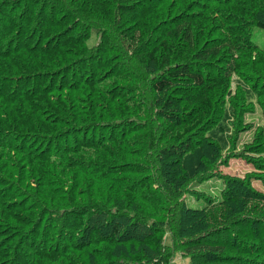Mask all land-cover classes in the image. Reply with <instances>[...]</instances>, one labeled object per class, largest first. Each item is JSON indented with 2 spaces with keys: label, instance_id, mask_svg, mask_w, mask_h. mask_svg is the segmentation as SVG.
<instances>
[{
  "label": "trees",
  "instance_id": "1",
  "mask_svg": "<svg viewBox=\"0 0 264 264\" xmlns=\"http://www.w3.org/2000/svg\"><path fill=\"white\" fill-rule=\"evenodd\" d=\"M2 1L22 11L0 54V215L23 213L18 226L40 240L35 259L168 264L175 245L192 264L230 261L241 248L219 242L228 225L264 218V194L252 208L251 188L218 173L242 133L254 131L245 159L264 178V128L245 120L255 105L264 117V50L253 39L264 30V0H184L192 15L168 23L165 3L154 0ZM97 22L123 50L107 51L116 60L104 72L93 67L104 52L82 54L95 50L88 39ZM122 58L138 76L126 79ZM215 177L227 178L221 201L185 208L182 195ZM62 241L72 252L57 254ZM252 248L264 257V244Z\"/></svg>",
  "mask_w": 264,
  "mask_h": 264
},
{
  "label": "rangeland",
  "instance_id": "2",
  "mask_svg": "<svg viewBox=\"0 0 264 264\" xmlns=\"http://www.w3.org/2000/svg\"><path fill=\"white\" fill-rule=\"evenodd\" d=\"M183 1L184 0H154L155 3H158L161 9L163 8V5H164L163 2L165 3L164 7L166 8V12L168 13L166 17L167 23L173 18V16L174 18H177L179 15L180 18H182L185 15H192L189 9L185 7L186 1L185 3ZM5 2L7 1L0 0V54H2V52L7 47L6 42H9V35L11 34L10 31L12 29L9 30L7 34H5L4 32L7 30L6 29L7 26L11 27L9 23L11 21L16 22L17 19L19 18V14L22 11V10H19L16 13L12 12L11 4L8 3L9 1L7 2V4H5ZM196 2H197L196 4H199V2H202V1L197 0ZM159 7L157 8L158 10H160ZM200 14L201 16H204V13L200 12ZM162 18H164V16ZM230 26H231V29L229 33L233 36L235 34H238L237 29L232 25ZM95 27L101 28L103 26L100 25V22H97L96 25L92 27L94 31L91 30V35H90L91 39L90 38H89L90 40L88 39V44L91 47L96 46L94 48L95 50L92 52H86V50L84 49L82 51V54H86L85 55L87 56L86 58H89L90 55H92L94 58L98 59V58H101L100 53L104 52L103 53L104 57H102L101 60L96 61L94 64L91 63L93 64V67H95V65L97 66L98 68L97 72H100V71L104 72V62H106V60L110 61V57H111V61L116 60L114 55L111 53H108L107 51L115 50L118 54L121 55V52L123 50L121 48L115 47L117 40L115 39L113 32L110 33V31L106 29H102L101 31L100 28H95ZM156 30L158 31V29ZM155 31H154V34H155ZM166 33H167L166 30L161 32L160 33L161 37H165ZM253 35H254L253 39L255 40V42H257L258 44H263V47L259 46V48H261V50H264V30L256 29L253 31ZM197 39L199 41L196 42V45L201 48L200 42L202 41L198 37ZM101 40H102V43H101ZM110 47H112V49H110ZM1 58L3 60H7L8 62L10 60V58L9 57L7 58L6 56H3ZM121 62L123 63V65L124 64L130 65L129 67L130 69L127 70L125 73L126 79H128L129 76L134 77V76L139 75V73H136L135 75L133 74V69H134L133 59L122 58ZM203 66L204 68L206 67V65H203ZM211 66L214 68V65H211ZM148 71H152V69L151 70L148 69ZM141 74H144V71H141ZM116 83L117 85L121 84V81L117 79ZM49 89H52V88H49ZM141 97L145 98V101L149 102L150 97H151L150 89L143 88V90L141 91ZM0 102H4V101L0 98ZM245 120H246V123L252 124V126H254L253 130L257 127L264 128V117L262 115V111L259 105L257 106L255 105V112L247 114L245 116ZM253 133L254 131H246L242 133L241 137H239L237 150H234L232 152V155L235 153L236 156L228 160L226 163H223V165L218 168V173H221L223 177H226V176L232 177L233 179H235L237 184H243L246 186V188H251L250 194L249 193H248L249 195L247 194L249 198H246V199H251L249 201V204L248 203L247 204L251 205L252 208L255 204L259 202V201H256L253 203L252 202L253 197H255V195L258 193L264 194V180H263L264 178L262 177L263 175H261L262 173H259L258 171H256L253 168V166L247 162V159H245L246 144L250 143L253 140ZM33 145L38 146L39 144H33ZM23 147L25 148L24 150L26 153L29 147H27V145H25L24 143H23ZM199 154L200 153L197 152V155ZM46 176L47 174H45V176L43 177L44 180L46 179ZM251 177L262 178V180L260 179L251 180L250 179ZM226 179L227 178H225L224 180V179L215 177V178H211L207 180V182L205 183L195 184V186L192 189L189 188L187 194L189 193L190 194L187 196H184L183 194L181 198V200H186L185 206L187 207L185 208L191 207V208L202 209L209 205L218 204L217 202H220L222 199L221 192H222V189H224V186H225L224 182L226 181ZM242 192H246L245 189H243ZM245 204L246 203L234 204L233 209L237 207H242ZM8 210L9 212H7V214H3L2 216L0 215V264H40V260H42L43 256H39L37 260L35 259L36 258L35 252H37V255L39 252L38 251L39 248L37 246H41L39 238L38 239L35 238L34 240V235L32 234V231H30L32 228L24 229L23 227L18 226L19 223L16 222V220L20 218L21 216H23L22 215L23 213H21L19 209L9 207ZM248 214H249V211H247L246 216ZM251 216H253L251 217L252 220L256 219L262 222L261 225L255 224V227H254L255 229L252 228L254 226L252 220L250 223H245L243 220H236V221L233 220L228 225L230 228V231H228V233L226 232L227 234H222L221 237L219 238V242L229 245V248L232 245H235V246L240 247L241 249L239 252H232V253L229 252L228 253V256L231 257L230 261L225 260L221 262V260L218 259L216 260L217 264H220V263L221 264H239V257L243 259L244 264H249L248 263L249 259L253 260V264H264V257H259L258 254L252 255V253L250 252L251 250H249V249L253 250L254 248L252 247H255L257 244H264L262 242L264 238V233H263L264 230L262 231V229L264 228V218L262 219L258 218V217H261L260 213L251 214ZM169 234L170 232H166L165 236ZM165 236H164V240H166ZM241 237H244L245 241L251 242L249 247L246 244L242 245L241 243H239L242 240ZM170 242L171 240H167L166 246H168ZM56 244L54 247L55 249H57L56 251L57 254L62 253L64 251L72 252L69 249L70 247L65 250L66 248L65 242L62 241L61 243H59V246L57 248H56ZM174 247L172 251H170L171 249L167 250L168 264H192L188 259L187 260L183 259V255L181 252H178L177 254H175ZM245 247H248L249 249ZM242 250H245L246 254H243ZM57 261L59 262L61 261L60 255H59V259L55 257V263Z\"/></svg>",
  "mask_w": 264,
  "mask_h": 264
}]
</instances>
